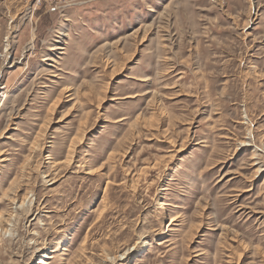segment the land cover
Wrapping results in <instances>:
<instances>
[{
    "label": "rangeland",
    "instance_id": "374dc122",
    "mask_svg": "<svg viewBox=\"0 0 264 264\" xmlns=\"http://www.w3.org/2000/svg\"><path fill=\"white\" fill-rule=\"evenodd\" d=\"M40 261L264 264V0H0V264Z\"/></svg>",
    "mask_w": 264,
    "mask_h": 264
},
{
    "label": "bare ground",
    "instance_id": "6f19581e",
    "mask_svg": "<svg viewBox=\"0 0 264 264\" xmlns=\"http://www.w3.org/2000/svg\"><path fill=\"white\" fill-rule=\"evenodd\" d=\"M25 203V202H24ZM22 206H23V204H22ZM25 206V205H24ZM173 221H174V219H173ZM49 259V258H48ZM40 264H47V262H43V261H40Z\"/></svg>",
    "mask_w": 264,
    "mask_h": 264
}]
</instances>
